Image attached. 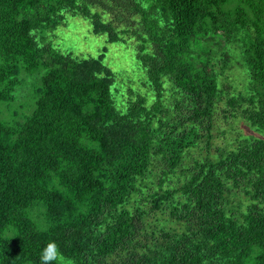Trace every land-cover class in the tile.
<instances>
[{
    "label": "trees",
    "instance_id": "trees-1",
    "mask_svg": "<svg viewBox=\"0 0 264 264\" xmlns=\"http://www.w3.org/2000/svg\"><path fill=\"white\" fill-rule=\"evenodd\" d=\"M68 13L108 43L125 42L118 24L140 19L152 105L141 94L118 105L108 45L80 58L39 41ZM213 44L226 63L238 44L252 95L228 105L262 138L187 166L191 150L211 149L227 96ZM24 74L39 76L31 112L13 109L9 121L0 111V264H40L49 242L74 264H264V0H0V104L15 103ZM168 90L180 98L172 119ZM160 156V186L170 168L184 180L150 201L137 183ZM242 193L246 207L234 202ZM158 215L183 229L156 225Z\"/></svg>",
    "mask_w": 264,
    "mask_h": 264
},
{
    "label": "rangeland",
    "instance_id": "rangeland-1",
    "mask_svg": "<svg viewBox=\"0 0 264 264\" xmlns=\"http://www.w3.org/2000/svg\"><path fill=\"white\" fill-rule=\"evenodd\" d=\"M97 11L102 12L101 8H97ZM103 13V12H102ZM66 24L60 26L54 32H45L42 34L38 32V38L41 42H47L50 37L54 45L65 53H73L74 56L80 58H97L101 54V50L104 45H108L109 51L107 53L104 63L109 66L116 74L117 81L113 88V92L116 95L117 103L122 109H126L128 100L132 97L136 98L138 94L147 97L148 104L152 105L155 101V95L149 85L145 84L147 74L143 68L140 67L137 56V42L136 34L133 31H139L142 29L140 19L137 17L131 23H122L119 25V30L125 32L122 35V39L125 42L108 43L107 35H96L92 30L91 22L81 16H76L68 13L66 15ZM113 14H106L104 18L111 21ZM238 44H231L228 51V62L223 61V49L213 44L214 58L213 66L215 72L218 74V80L220 90L225 91L220 94V100H222L217 106L215 127L212 131L213 140L211 149H203L202 147L191 150L188 157L185 160V164L192 165L195 160H201L207 156L217 159L219 157V149H225L226 151L237 149L241 144H245L248 139L262 138V134L252 130L250 123L245 120L240 110H234L228 105L229 97H246L251 98V80L249 78L248 67L243 66V57L241 50L237 47ZM151 48V47H150ZM39 76H29L24 74L22 76V85L16 90L17 99L12 106L6 104H0L1 116L6 120H14L12 110L16 109L19 113L29 114L34 104V89ZM169 88V87H168ZM131 90L133 93L131 94ZM165 105L168 111L166 115L172 119L174 103L178 101V97L174 95V91L171 90L165 94ZM176 98V99H175ZM231 110V115L226 111ZM20 119V118H17ZM205 147L204 143H201ZM157 159V158H156ZM161 162V156L158 159V163H154L151 170L147 175L140 179L138 185H143L142 189L145 192L147 199L152 201L155 197L153 194H158L162 189L176 188L180 180H184L181 177L180 168H170L173 173L170 174V182H167L164 186H160L159 177H162V170L165 168V162ZM177 169V170H175ZM143 192H138V196L142 198ZM234 199V198H233ZM135 200V199H134ZM133 200V201H134ZM235 204L242 202L245 205L248 204V200L242 193L234 199ZM149 207V205L147 204ZM246 207V206H245ZM244 207V209H245ZM36 211L35 214H38ZM159 216V217H158ZM154 218L156 225L165 226L166 228H176L178 230L183 229L175 222H157L160 220V215ZM164 217V216H162Z\"/></svg>",
    "mask_w": 264,
    "mask_h": 264
},
{
    "label": "clouds",
    "instance_id": "clouds-1",
    "mask_svg": "<svg viewBox=\"0 0 264 264\" xmlns=\"http://www.w3.org/2000/svg\"><path fill=\"white\" fill-rule=\"evenodd\" d=\"M74 264V261L65 258L55 242H49L40 252V264Z\"/></svg>",
    "mask_w": 264,
    "mask_h": 264
}]
</instances>
